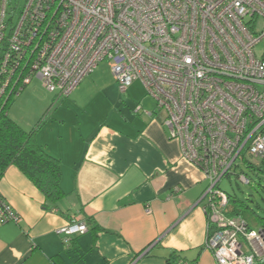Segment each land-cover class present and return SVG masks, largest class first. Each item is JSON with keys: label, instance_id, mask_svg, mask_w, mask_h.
I'll list each match as a JSON object with an SVG mask.
<instances>
[{"label": "built area", "instance_id": "built-area-1", "mask_svg": "<svg viewBox=\"0 0 264 264\" xmlns=\"http://www.w3.org/2000/svg\"><path fill=\"white\" fill-rule=\"evenodd\" d=\"M8 2L0 0V110L33 78L66 97L107 60L121 92L143 85L182 158L207 180L204 247L216 264L264 259V229L228 216L218 188L237 160L264 156V50L255 52L264 0H24L16 18ZM17 220L0 194V223ZM87 230L72 219L56 231L67 240Z\"/></svg>", "mask_w": 264, "mask_h": 264}, {"label": "crops", "instance_id": "crops-1", "mask_svg": "<svg viewBox=\"0 0 264 264\" xmlns=\"http://www.w3.org/2000/svg\"><path fill=\"white\" fill-rule=\"evenodd\" d=\"M96 70L68 96L40 102L51 101L36 141L61 165L57 207L44 208L16 166L0 177L18 214L0 223V264H216L204 247L202 171L182 158L139 81L121 92ZM72 219H86L88 230L65 240L56 230Z\"/></svg>", "mask_w": 264, "mask_h": 264}, {"label": "trees", "instance_id": "trees-1", "mask_svg": "<svg viewBox=\"0 0 264 264\" xmlns=\"http://www.w3.org/2000/svg\"><path fill=\"white\" fill-rule=\"evenodd\" d=\"M14 97L9 99L0 110V177L7 166H16L43 193L44 208H56L65 196L60 186V162L50 156L36 141L37 131L42 124L41 120L32 129L24 130L9 118L7 109ZM242 161L250 169L264 175V156L257 163L247 158H243ZM226 195L228 216L244 219L251 228H256L250 224L254 222L258 224L257 228L264 229V216L255 210L253 199L242 201L232 195ZM81 220L86 222V219ZM211 226L210 224L208 227L211 228ZM257 264H264V259H258Z\"/></svg>", "mask_w": 264, "mask_h": 264}, {"label": "rangeland", "instance_id": "rangeland-1", "mask_svg": "<svg viewBox=\"0 0 264 264\" xmlns=\"http://www.w3.org/2000/svg\"><path fill=\"white\" fill-rule=\"evenodd\" d=\"M8 3V11L16 18L18 11L17 5H22L24 0H9ZM15 8L16 10L14 11ZM262 24L263 20L260 19L259 27ZM263 50L264 46L262 44L255 47V52L259 56ZM96 73L110 74L111 77L113 76L107 60L98 63ZM48 97L52 98L53 93L47 91L38 78H33L10 102L7 109L9 118L14 120L24 130L32 129L42 119L41 117L44 114H48L51 101L44 108L43 105L41 106L42 103H40H47ZM122 97H126V94H122ZM252 160L256 163L259 162L257 158H253ZM236 164L237 166L220 180L218 188L224 193L232 195L242 201H247L249 198L253 199L255 201L253 204L255 210L258 214L264 216V175L250 169L242 160H237ZM241 176H245L249 181H242ZM250 224L256 228L259 227L254 222Z\"/></svg>", "mask_w": 264, "mask_h": 264}]
</instances>
